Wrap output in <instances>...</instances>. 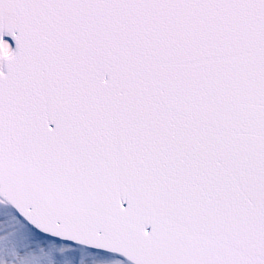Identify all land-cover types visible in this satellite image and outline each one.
<instances>
[{
  "label": "snow or ice",
  "instance_id": "obj_1",
  "mask_svg": "<svg viewBox=\"0 0 264 264\" xmlns=\"http://www.w3.org/2000/svg\"><path fill=\"white\" fill-rule=\"evenodd\" d=\"M0 264H264V0H0Z\"/></svg>",
  "mask_w": 264,
  "mask_h": 264
}]
</instances>
